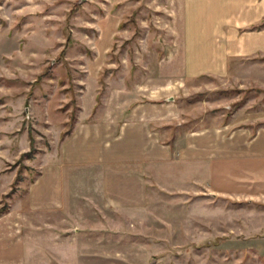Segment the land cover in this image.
I'll list each match as a JSON object with an SVG mask.
<instances>
[{
  "label": "rangeland",
  "instance_id": "rangeland-1",
  "mask_svg": "<svg viewBox=\"0 0 264 264\" xmlns=\"http://www.w3.org/2000/svg\"><path fill=\"white\" fill-rule=\"evenodd\" d=\"M192 1L0 0V264H264L252 171L214 181L212 203L156 198L143 214L27 203L79 119L145 117L168 141L264 128V0H245L202 48L183 27Z\"/></svg>",
  "mask_w": 264,
  "mask_h": 264
},
{
  "label": "crops",
  "instance_id": "crops-1",
  "mask_svg": "<svg viewBox=\"0 0 264 264\" xmlns=\"http://www.w3.org/2000/svg\"><path fill=\"white\" fill-rule=\"evenodd\" d=\"M245 2L183 3V27L195 47L202 48L208 40L205 38L213 33L221 35L222 22L243 12ZM257 2L251 0L250 8ZM168 139L145 117L79 119L60 141L54 157L49 155L50 160L28 185L29 210L53 209L79 215L82 203L93 213L143 214L149 212L156 198L175 197L188 205L196 199L217 201L210 192L216 190L214 181L221 180L224 186L229 182L239 185L245 180V171L256 173L257 180L264 179V128L257 129L252 137L248 131L223 134L204 129L176 132ZM75 205L78 211L73 209Z\"/></svg>",
  "mask_w": 264,
  "mask_h": 264
}]
</instances>
